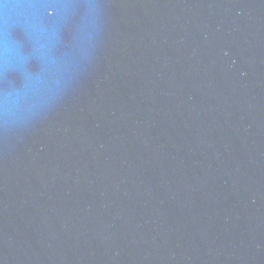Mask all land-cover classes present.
Instances as JSON below:
<instances>
[{
    "label": "water",
    "instance_id": "water-1",
    "mask_svg": "<svg viewBox=\"0 0 264 264\" xmlns=\"http://www.w3.org/2000/svg\"><path fill=\"white\" fill-rule=\"evenodd\" d=\"M0 62V264H264V0H0Z\"/></svg>",
    "mask_w": 264,
    "mask_h": 264
},
{
    "label": "snow or ice",
    "instance_id": "snow-or-ice-1",
    "mask_svg": "<svg viewBox=\"0 0 264 264\" xmlns=\"http://www.w3.org/2000/svg\"><path fill=\"white\" fill-rule=\"evenodd\" d=\"M16 52L18 54V62L9 64V71L13 73H20L21 75L28 77L31 75V69L34 67V53L27 50L26 46L19 43ZM4 62H0V80L3 77V65Z\"/></svg>",
    "mask_w": 264,
    "mask_h": 264
}]
</instances>
